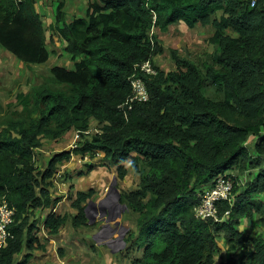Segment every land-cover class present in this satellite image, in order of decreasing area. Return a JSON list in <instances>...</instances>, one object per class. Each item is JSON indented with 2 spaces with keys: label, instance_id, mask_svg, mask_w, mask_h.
Returning <instances> with one entry per match:
<instances>
[{
  "label": "trees",
  "instance_id": "16d2710c",
  "mask_svg": "<svg viewBox=\"0 0 264 264\" xmlns=\"http://www.w3.org/2000/svg\"><path fill=\"white\" fill-rule=\"evenodd\" d=\"M36 2L0 0V45L29 64L50 56ZM64 6L56 7L55 26L74 66L54 65L17 94L21 109L0 119V199L16 209L0 264H26L42 248L31 217L50 206L59 164L73 154L99 153L117 167L119 178L129 167L140 174L136 188L121 191L137 214L136 229L125 238L143 248L134 264H264V230L239 228L256 216L264 222V0H93L71 20ZM181 21L212 24L214 52L200 63L171 48L176 66L162 69L155 57L164 46L154 30ZM147 60L156 73L142 69ZM134 76L144 79L147 100L130 101ZM93 120L100 128L89 133ZM73 131L81 134L79 145L54 153L39 168L36 149L43 140L59 141ZM252 136L254 154L247 144ZM235 170L251 179L240 182ZM231 174L232 198L218 201V219L196 216L199 193ZM93 194L77 192L73 226L88 223L83 202ZM68 218L52 213L45 227L57 234ZM220 236L229 255L217 260ZM24 247L28 252L16 261Z\"/></svg>",
  "mask_w": 264,
  "mask_h": 264
},
{
  "label": "crops",
  "instance_id": "0c3cea01",
  "mask_svg": "<svg viewBox=\"0 0 264 264\" xmlns=\"http://www.w3.org/2000/svg\"><path fill=\"white\" fill-rule=\"evenodd\" d=\"M90 1H93V0H37L36 7H37V11L40 13V15H42V19L44 21V26H45L46 36H47V44L46 45H47V48L49 50L50 56L46 62L29 64V63H25V62L21 61L20 59L17 58V56L15 54L6 50L5 48H3L0 45V104L2 106L9 108L10 110H15L17 108L21 109V106H19L18 100H17V94L18 93H20L21 91L27 92L33 84L37 83L36 82L37 80H39V82L42 81L44 76L50 72V69L54 65H65L68 67L74 66V61L72 60L71 55L68 54L65 50L66 43H65L64 39L59 35V33L56 30V26H55V23H56V7L59 4V2H64V5H65L64 9L66 10V18H67V20H71L75 16H83L85 14V11L87 10V7H88ZM199 26H202V27L204 26L206 28L207 32L210 31V34L208 35V38H207V44H210L209 38H210V36L213 35L214 30H215V28L212 24H208V25L198 24L194 27H190L186 23L181 21V22H178L176 24L169 26V28L170 29L176 28V27L182 28L179 32H177L179 34L181 31H182L181 33H183V32L185 33L188 30L196 29ZM169 28L167 30H169ZM154 31L158 34H159V32H161V30L158 28H155ZM162 32H166V31H162ZM228 32L235 35V36L238 35L237 33L233 32L232 28H228ZM175 36L176 35H173V37H175ZM177 36L182 37V34L177 35ZM174 48H177L180 51V49L178 47L174 46ZM170 56H171V54H170ZM208 56L209 55L207 54L206 58ZM173 62L175 64V61H173ZM155 63H157V65H158V61H156V58H155ZM175 66H174V68H175ZM73 133H74V131L67 133L62 138L63 140L61 139V142H60V140L54 141L51 139H44L43 145L36 149V158H35L36 165L38 167H40L41 169H44L48 165L52 156L54 155V154L51 155L52 152L56 153V152L61 151V150L71 149L73 147V142H74V134ZM69 134H71L72 136ZM52 145L54 147H56L57 149L52 151V149H50V147H52ZM58 145H59V149H58ZM60 145L64 146V147L60 148ZM99 154L103 155V153H99ZM41 155H42V158H41L42 160L40 163V162H38L37 157L39 159ZM102 155H100V156H102ZM86 158H89V159H86ZM95 158L82 157L80 154H73L72 158L70 160H65L64 162L59 164L58 172H57L55 178L53 179V186L51 187L52 202H51L50 206H48L46 208L38 209L34 213V216L36 215L34 218H36L37 221H39L38 222L39 223V229L35 231V235L39 238V241L43 246H42V248H36L33 251L32 257L29 258V260L26 264H35L34 258H33L34 252L37 249H41V250L45 249L46 242H44L41 238L55 240L56 238L60 237L61 239H65L63 232L64 231L67 232L65 230V228L69 227L70 224H71L70 225L71 232L69 231L68 236L70 238H72L74 233L79 232V230L86 229V227H88V225L91 223L89 221V218H88V223L85 225H81L78 227H75L72 225V217L78 213V209L73 206V202L77 198V192L78 191H89L90 189H94V194L92 195V198L88 199L86 202H83V205H89L88 203L91 200L94 202L100 203V205H102V203L105 202L104 197L102 195L100 196V194H102V191H103V189H105L106 186L108 188L109 183H106L107 176L105 174H100V173L104 170L106 172L110 173L111 166H114V165L111 164V162H109L108 160L104 159V156H103L102 158L100 157L99 161L101 160L102 164H104L103 161L106 162L110 166V168L106 167V165L104 164V166H103V167H105L104 170L96 171L94 169V167H96V166L95 165L91 166L94 163L98 162V161H93ZM86 161H87V164H86ZM74 162H76V165L74 164ZM88 166H91V168L88 169ZM74 168H77L76 174L81 179L80 185L79 184H76V186L73 185L74 184L73 183L74 173H68V176H70V178L66 179L63 182H61L59 180V178L61 177V174L64 171L71 172V171L75 170ZM69 170H71V171H69ZM113 175H114V173H113ZM117 176H118V173H117ZM132 189H134V188H132ZM132 189H130V190H132ZM119 201H121V192H120ZM122 202H123V206L128 208V205L126 204V202L125 201H122ZM106 203H108V201ZM111 203H113V201H111ZM66 211H68L69 214ZM52 213H56V214L67 213L69 215V218H68L67 222L65 223L66 227L64 225L57 234H48L49 232L46 229V227L44 226L46 218ZM125 216L126 215H124V217ZM87 217H88V215H87ZM121 217H122V215H121ZM135 220H136V218H135ZM68 221H70V222H68ZM99 222H102V221L92 222L90 227H92V226L96 227L95 230L101 228L102 227L101 225H104V224L103 223L99 224ZM134 225H136L135 222H134ZM40 228H43V230L40 231ZM128 231H131V229H129ZM39 232L40 233L43 232L45 236L41 237L39 235ZM94 234L95 233H93L91 237L87 235V240H86L85 244H87L90 249H91V247L93 249H96L97 252H99V248H103V250L101 252H99L100 254H103L104 251H109L110 254L111 253L113 254V252H111V250L106 248L104 245L99 246L98 242L93 237ZM126 236H125V238H126ZM125 238H124V242H125L126 247L123 250V253L128 254L129 252L130 253L132 252L133 254H135V256L132 257V263H133V260L135 258L142 257L143 248L138 247V246H134V245L132 246L130 243H128L125 240ZM60 246H61V244H60ZM27 252H28L27 249L24 247L23 250L16 255L15 260L21 261ZM130 253L128 256H130Z\"/></svg>",
  "mask_w": 264,
  "mask_h": 264
},
{
  "label": "rangeland",
  "instance_id": "374dc122",
  "mask_svg": "<svg viewBox=\"0 0 264 264\" xmlns=\"http://www.w3.org/2000/svg\"><path fill=\"white\" fill-rule=\"evenodd\" d=\"M181 29L182 28L180 27H176L171 29L169 28V30H167L166 32H162V31L159 32V37L163 42L164 52L162 54L157 55L155 58L156 61H158L159 67H161L162 69L165 70H170L171 68L174 69L175 66L173 62L174 60L170 56V49L174 48V46L180 49L181 51L180 53L182 55L188 56L194 59L196 62H200V63L201 61L206 59L207 54L210 55L214 52V47L211 46L210 44H207V38L208 35L210 34V31L207 32L204 26L203 27L199 26L196 29L188 30L185 33L184 32L181 33L182 32L181 31L178 34L177 32H179ZM180 34H182V37L177 36ZM173 35L176 36L173 37ZM36 82H39V80H37ZM208 92L210 95L214 96V90L212 87L210 88V86H208ZM7 110L10 111L9 108H6L0 104V119L3 116V113L6 112ZM91 124H92L91 131L97 132V129L100 128V124L96 120H93ZM75 133L76 132L73 133L74 136ZM254 143H255V137L252 136L247 143L248 146L251 148L252 154H254V150H253ZM61 145L60 148H63L64 146ZM50 149L54 151L57 148L52 145ZM58 149H59V145H58ZM52 154L54 153L52 152L51 155ZM132 154H135V152H132ZM100 155L102 154H98L97 157L93 160V161H98L93 164V166L94 165L96 166L94 167L96 171L104 170L105 169V167H103L104 164L106 165V167L110 168V166L106 162L103 161L104 164H102L101 160L99 161L100 157L101 158L103 157V155L102 156ZM41 158L42 155L40 156L39 159L37 157V160L40 163L42 160ZM125 163L126 165L130 166L131 159H129ZM74 164L76 165V162H74ZM74 169H75L74 171L69 170L71 172L64 171L61 174L59 180L63 182L66 179L70 178V176H68V173H74L73 185L74 186H76V184L80 185L81 179L76 174L77 168ZM88 169H90L89 166ZM116 169L117 167L114 165L111 166L110 173L106 172L105 170L100 173V174H105L107 176L106 183H109L108 188L106 186L105 189H103L102 194H100V196L102 195L104 197L105 202H103L102 205H100V203L98 202H93L92 204L90 203V205L86 206V210L88 212L87 214L89 216L88 217L89 221L91 223L102 221L99 222V224L103 223L104 225H101L102 226L101 228L95 230L96 227L94 226L90 227L91 225L90 223L88 227H86V229L79 230V232L74 233L72 238L68 236L69 231L71 232L70 230L71 224L69 225V227H66L65 225L66 227L65 230L67 231V232L65 231L63 232L65 239H61L60 237L56 238L55 240L41 238L44 242H46V247L44 250L37 249L34 252L33 258L35 264H133L132 257H134L135 254L129 252L130 256H128L129 253L128 254L123 253V250L126 247L124 238L129 233L128 230L131 229V231H134L136 229V225H134L135 222L134 220L137 214L133 213L127 207L123 206V202L122 200L119 201L115 190L118 189L121 192L123 190H130L132 188L137 187L140 181V174H138L135 170H133L132 167L131 168L129 167L128 173L123 179L117 176ZM251 171L255 172L256 169H253ZM233 173L241 174V172L237 170H235ZM245 174L246 173L241 174L240 182L242 183H246L248 180L251 179L247 174L246 175ZM260 197L264 198V195H260ZM107 201L108 203H106ZM111 201H113V203H111ZM124 215L126 216L124 217ZM32 216L33 217H31V219H33L36 215L34 216L33 214ZM256 217L257 218H255L253 221H249L246 219L242 220L243 223L242 225L239 226V228L245 231V233H255L258 231H263L264 222L258 218L259 216ZM37 226L39 228V223L37 224ZM42 230L43 228H40V231ZM93 233H95L93 237L98 242L99 246L104 245L106 248L111 250L113 254L112 253L110 254L109 251H104L103 254H100L99 252H101L103 248H99V252H97L96 249H93L92 247L90 249L88 245L85 244L87 240V235L91 237ZM39 235L41 237L45 236L43 232L42 233L39 232ZM218 240L221 250L219 249L216 257L217 260H220L222 257L229 255V251H228V242L225 240V238L220 236Z\"/></svg>",
  "mask_w": 264,
  "mask_h": 264
},
{
  "label": "built area",
  "instance_id": "2783aa9c",
  "mask_svg": "<svg viewBox=\"0 0 264 264\" xmlns=\"http://www.w3.org/2000/svg\"><path fill=\"white\" fill-rule=\"evenodd\" d=\"M256 0H252V5L255 4ZM142 69L147 73H156L157 69L150 60L145 61L142 64ZM133 85V95L130 98V101L139 100L144 101L149 97L146 83L144 79L140 76H134L132 78ZM91 129L87 132L90 133ZM81 134L79 131H76L74 136L73 148L79 145V139ZM85 157H89L88 155ZM233 179L231 176L220 175L214 182L213 185L208 186L199 193L201 197L200 203L195 207L196 216L200 218H208L214 216L218 219L217 216V203L220 200H231L232 191H233ZM16 209L13 207L10 202L2 197L0 199V249L4 247L9 237L13 234L10 230V226L15 220Z\"/></svg>",
  "mask_w": 264,
  "mask_h": 264
},
{
  "label": "water",
  "instance_id": "95a60500",
  "mask_svg": "<svg viewBox=\"0 0 264 264\" xmlns=\"http://www.w3.org/2000/svg\"><path fill=\"white\" fill-rule=\"evenodd\" d=\"M115 188H116V187H115ZM115 192H116L117 197H118V199H119V198H120V191H119L118 189H116ZM92 202H94V201L91 200V201L89 202V205H90V203L92 204ZM87 215H88V214H87ZM88 217H89V216H88Z\"/></svg>",
  "mask_w": 264,
  "mask_h": 264
}]
</instances>
